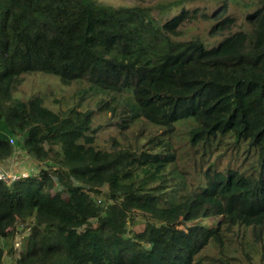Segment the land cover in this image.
Segmentation results:
<instances>
[{
	"label": "trees",
	"instance_id": "obj_1",
	"mask_svg": "<svg viewBox=\"0 0 264 264\" xmlns=\"http://www.w3.org/2000/svg\"><path fill=\"white\" fill-rule=\"evenodd\" d=\"M181 4L0 0V162L41 163L0 181V264L2 241L16 264H264V0ZM200 21L222 38L180 39ZM33 74L76 101L17 96ZM242 229L246 262L224 253Z\"/></svg>",
	"mask_w": 264,
	"mask_h": 264
},
{
	"label": "rangeland",
	"instance_id": "obj_2",
	"mask_svg": "<svg viewBox=\"0 0 264 264\" xmlns=\"http://www.w3.org/2000/svg\"><path fill=\"white\" fill-rule=\"evenodd\" d=\"M107 4L112 6H145V7H159V6H168L170 8L178 6L179 3L185 4L189 7L203 6V4L208 0H102ZM181 4V5H182ZM233 10V7H230ZM183 34L180 39H189L193 36L200 37L203 40H206L208 44L213 45L222 36H209L210 24L209 22H196L192 24H186L183 28ZM78 84L72 83L71 85H64L56 77L44 75V74H33L26 75L21 78L20 85L16 91V95L19 97H32V96H41L44 99L45 105L55 112H64L68 107L72 106L76 101L75 93L77 91ZM94 98L88 99L84 104V109L96 110ZM102 117L97 115V122H100ZM115 137L122 139L123 136L116 130H108L99 133V142L102 145H109L111 139ZM13 154L9 159H6L0 162V166L4 170L15 172L17 174L23 173L25 176L27 174H35L38 171V168L41 167V163L35 160H32L27 152L16 145L13 144ZM100 201L105 202L103 197H99ZM218 219H208L206 224L212 226L217 225ZM143 225L136 227V230L142 229ZM29 234L28 230L19 228L18 235L14 239V248L22 243L24 237ZM234 243L224 248V253L229 254L230 256H236L241 262H246V258L243 254V251H248L250 245L254 242L251 230H240L236 231L234 236ZM1 245L5 250L4 264H16L15 257L8 253L5 243L2 241ZM253 250V251H252ZM251 250V254L258 256V260L262 259L264 263V241L258 246H255V249ZM212 255L217 257H222V255L214 249L210 251Z\"/></svg>",
	"mask_w": 264,
	"mask_h": 264
},
{
	"label": "built area",
	"instance_id": "obj_3",
	"mask_svg": "<svg viewBox=\"0 0 264 264\" xmlns=\"http://www.w3.org/2000/svg\"><path fill=\"white\" fill-rule=\"evenodd\" d=\"M11 143H13V140L11 139ZM31 174H27V176H25V174L23 173H15V172H11L8 170H4L1 166H0V181H3L4 183L7 184H11L14 181H17L21 178H26Z\"/></svg>",
	"mask_w": 264,
	"mask_h": 264
}]
</instances>
